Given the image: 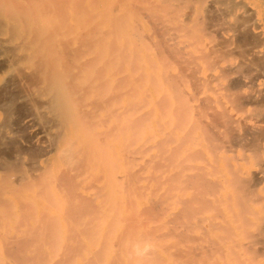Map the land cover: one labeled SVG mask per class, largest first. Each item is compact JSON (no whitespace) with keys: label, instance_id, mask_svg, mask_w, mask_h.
Wrapping results in <instances>:
<instances>
[{"label":"bare ground","instance_id":"obj_1","mask_svg":"<svg viewBox=\"0 0 264 264\" xmlns=\"http://www.w3.org/2000/svg\"><path fill=\"white\" fill-rule=\"evenodd\" d=\"M259 77L264 0H0V147L15 114L50 147L0 148V264H264ZM211 79L263 118L244 150L254 172L244 151L247 168L213 160L240 119L197 97Z\"/></svg>","mask_w":264,"mask_h":264},{"label":"rangeland","instance_id":"obj_2","mask_svg":"<svg viewBox=\"0 0 264 264\" xmlns=\"http://www.w3.org/2000/svg\"><path fill=\"white\" fill-rule=\"evenodd\" d=\"M188 10V9H187ZM208 25H206V27H207ZM208 31H209V29H208ZM223 35H225V33L223 34ZM208 37V36H207ZM204 38V40H203V42L204 43H206L205 44V47H207L208 45L207 44H209V46H212V44H214L213 42L215 41L214 40V38H210L211 40H209L208 38ZM216 38L218 37L219 38V36H215ZM217 38V39H218ZM213 39V40H212ZM216 39V40H217ZM203 65L204 66H202L203 67V69H204V73L205 74H208V73H210L211 71L208 69V66L203 62ZM210 71V72H209ZM263 77H259L258 79H257V81H255V84L256 85H258V87H260V88H262V89H264V78L262 79ZM211 81H212V79H211ZM211 81H209V83L211 82ZM218 81L220 82L221 81V84L222 85H219L218 84ZM216 80V82H214V81H212V83H210V86H212V87H214V90L217 88V86L219 85V86H221V88L218 86V88H220V90L218 91V88H217V90H216V93L214 92V93H212L210 90H209V92L208 91H206V88L207 87H205V89H203V92L201 93V95H199V96H197V97H199L200 99H201V97L202 96H204L205 94H206V96L208 95L209 97H211V99H220L219 100V102H221L219 105L221 106V104H223V106L222 107H224V108H228V106L230 105V103L228 104L226 101H227V98L225 97V96H223V97H221L222 95H224L225 93H226V91H224V89H222V87L226 84L225 83V81L222 79H220V80ZM223 81V82H222ZM254 81V80H253ZM214 82V83H213ZM190 83V82H189ZM215 84H216V86H215ZM191 85H192V83H191ZM260 85V86H259ZM207 90H208V88H207ZM223 90V91H222ZM189 91H190V93H192V92H194V90L192 91V87H190V85H189ZM207 92V93H206ZM219 92V93H218ZM221 93V94H220ZM204 94V95H203ZM214 94H216V95H214ZM217 96H219V97H216ZM217 99V100H218ZM196 101V100H195ZM195 101H193V103H195V104H199L200 103V101L197 99V101L195 102ZM219 102H217V103H219ZM225 102V103H224ZM191 103V102H190ZM218 104H216L215 103V106H216V108L219 110V108H220V110L222 109V107H220ZM228 110V113H230V114H232V116L235 114V116H234V118H236V120L237 121H239V119H240V121H242V123L239 121V122H237V124H236V127L237 128H234V129H232L233 131H234V133H235V137H233L232 135H234V133L233 132H231V136L233 137H228L229 135L227 134H225L224 136H223V134L224 133H226V132H224L222 135H221V138H219L220 140L222 139V136L224 137V138H228L229 140L231 139V141H232V143H233V141L235 142V144L234 145H232L231 144V142L229 141V140H227V141H229L230 142V144H229V142H227V144L226 143H224L223 141L225 140L226 141V139H222L223 141H219L218 139H217V141H215V143H217V142H223V144H226V146H220L221 147V149L219 148V147H217V149H218V155H217V150H216V152H209L208 150H207V147H208V145L207 144H209L210 142L208 141V140H206V137L204 136V133L205 132H203V130L201 129V131H200V127H198L199 129L198 130H196L197 128L196 127H194V126H196V125H192V127H194V131L196 132V133H192V134H195L194 135V137H196V141H195V143H194V141L193 142H191V140L193 139H189L190 140V142L191 143H194V144H191L190 142H188V144H187V142H186V144L187 145H190L192 148H198V149H200V150H202V151H200L201 152V154H202V152H203V156L205 155V157L204 158H207L206 160H207V164L209 163H211L213 160H216V162L218 163V167L219 168H221L222 169V172H224V170H223V167H224V162H226V160H228V162H230V164H232L233 166H236L237 165V167H239V166H242V164H243V166L245 167V168H247V165H248V167H249V170L251 171V172H254L255 170H257V168H258V166L256 165V162H253V160H254V156H253V154H252V152L251 153H248V152H246L247 150H249V152L251 151L250 149L251 148H249L250 147V145H249V143H248V145H247V143H246V140H249L248 142H250V140H252L251 139V134H254V132H252V131H250V126L254 123V122H257L258 124L259 123H263V122H261V120L263 119V118H260L259 120H258V118L260 117L259 115H257V113L255 114V112L250 108L249 110H245V111H240L239 112V110H236L235 108L234 109H232V107L231 106H229V109H227ZM237 111L238 113H236L235 111ZM251 111H253V113L258 117H256V120L254 121V120H252V118L254 119L255 118V115L254 114H252L251 113ZM248 112H249V114H250V116H249V114H248ZM207 113V110H205V112H204V114H201L202 116H200L201 117V119L203 120V118L202 117H204V116H206L205 114ZM244 115H243V114ZM190 114V113H189ZM247 114V115H246ZM16 115V116H15ZM14 115V117L15 118H12L11 119V126H12V128H13V130H12V128H11V130H12V132L14 133L15 132V134H14V136H15V138H17L16 140H15V138H13V135H12V138L11 137H5V139H7V142L5 141H3V140H5V139H3L2 140V145L4 146V148L6 147V149H8L9 151H10V149H11V151H18L19 153L21 152L22 153V155H24V153L25 154H35V158H37V157H40V155L41 156H43L44 154H46V153H48L47 151L50 149V147H47V146H49V143H48V140H47V136H43L42 137V135H41V132L43 133V132H45V131H41V129L42 128H39V123H38V121L37 120H31L30 118H28V119H26L25 120V118L26 117H24V116H22V119H21V121L22 122H20V121H17V119H19L20 120V114H15ZM194 115V114H193ZM193 115H190V120H191V123H193L194 124V120L192 119V116ZM251 115H254V117H252V118H250L251 117ZM195 116V115H194ZM199 116V115H198ZM198 116H195V117H198ZM244 116H246V118L244 117ZM194 117V118H195ZM241 117V118H240ZM248 117H249V119H248ZM188 118H189V116H188ZM205 118H206V120H205ZM204 118V120L206 121V122H210V117L208 118L207 116ZM208 118V119H207ZM244 119H245V121H244ZM29 120V121H28ZM196 120V119H195ZM252 120V121H251ZM15 121V122H14ZM17 121V122H16ZM24 121V122H23ZM36 121V122H35ZM193 121V122H192ZM254 121V122H253ZM263 121H264V119H263ZM19 122H20V124H19ZM27 122V123H26ZM29 122H30V124H29ZM32 122V123H31ZM22 123H25V126H24V124H22ZM196 123V122H195ZM256 123V124H257ZM16 124V126H18V127H14V125ZM244 124V125H243ZM250 124V125H249ZM255 124V123H254ZM256 124L255 125H252L253 126V128H255V127H257L256 126ZM257 124V125H258ZM28 125H31V126H28ZM33 125V126H32ZM219 125V124H218ZM218 125H217V128H218ZM240 125V126H239ZM246 125H249V126H246ZM262 125H264V124H259L258 126L259 127H261ZM197 126H199V124L197 125ZM234 126H235V124H234ZM33 127V128H32ZM242 127H246V128H248V129H246V128H243L242 130H243V132H244V135H243V132H241V128ZM264 127V126H263ZM15 128V129H14ZM38 128L40 129V130H38ZM211 128V129H210ZM212 128L214 129V127L213 126H211V127H209V129L210 130H212ZM216 128V130L218 131H215V129H214V133H216L217 135H219V137H220V134L223 132H220L219 133V130L221 131L223 128H221L220 126H219V128L217 129ZM252 128V127H251ZM37 129V130H36ZM238 129V130H237ZM256 129V128H255ZM16 130H18V132L16 131ZM20 130V131H19ZM193 130V129H192ZM231 130V131H232ZM238 132H237V131ZM240 130V131H239ZM24 131V132H23ZM33 131V132H32ZM41 131V132H40ZM236 131V132H235ZM247 131V132H246ZM40 132V133H39ZM201 132H203L202 134H201ZM251 132V133H250ZM38 133V134H37ZM219 133V134H218ZM241 133V134H240ZM30 134H33L31 137H30ZM44 134V133H43ZM179 134H181V131L179 132ZM191 134V135H192ZM239 134H240V136H239ZM246 134H247V136H246ZM249 134V135H248ZM37 135H39V137L37 136ZM45 135V134H44ZM33 136H34V138H33ZM201 136V137H200ZM238 136V137H237ZM30 138L29 139V141L27 140V138ZM193 137V136H192ZM237 137V138H236ZM240 137V138H239ZM249 137V138H248ZM199 138V139H198ZM203 138H205V139H203ZM235 138H236V140H235ZM8 139H11L10 140V144L8 143ZM25 139H26V142H25ZM34 139H36V141H34ZM45 139V140H44ZM198 139V140H197ZM200 139H202L201 141H200ZM242 139V140H241ZM13 141H15L16 142V145H15V142H13ZM22 141V142H21ZM32 141V142H31ZM206 141V142H205ZM14 143V145H13V143ZM17 142H19V144L17 143ZM20 142H21V144H20ZM198 144H197V143ZM6 143V144H5ZM8 143V144H7ZM207 143V144H206ZM241 143V144H240ZM199 144H200V146H199ZM217 144H219V143H217ZM222 144V143H221ZM238 145V147L241 145L242 147H240L241 149L240 150H242V152L239 150V148L237 147V145ZM240 144V145H239ZM247 146H246V145ZM250 144H252V143H250ZM21 147H20V146ZM15 146H16V148H15ZM38 146V147H37ZM231 146H233V147H235L236 146V148H232ZM249 146V147H248ZM30 147V148H29ZM229 147H231V149L229 148ZM247 147H248V149H247ZM1 148V150H3V151H6V153H9L8 152V150H5V149H3V147H0ZM19 148H22V149H24L25 148V150H23V151H21V149L19 150ZM229 149V150H231V151H227V150H225V152H223L224 150L223 149ZM15 149V150H14ZM210 149V148H209ZM215 149V148H214ZM232 149H233V151H232ZM234 149H235V152H234ZM237 149V150H236ZM0 150V151H1ZM41 152H40V151ZM212 149H210V151H211ZM244 150H246V151H244ZM3 151H1V152H3ZM39 151V152H38ZM215 151V150H214ZM243 151H244V154L247 156V158H248V161H249V163L247 164L246 162H244L243 161ZM33 152V153H32ZM232 154H231V153ZM20 153V154H21ZM225 153H227V154H225ZM236 153V154H235ZM40 154V155H39ZM214 156H218V158H219V160H218V158L217 159H213V155ZM216 154V155H215ZM241 154H242V156H241ZM249 154H250V156H249ZM251 154H252V156H251ZM39 155V156H38ZM212 155V156H211ZM235 155H236V157H238V158H236L235 157ZM232 156V157H231ZM236 158V160L234 159V157ZM228 157H230L229 159H228ZM242 157V158H241ZM250 157V158H249ZM215 158V157H214ZM231 158H232V160H231ZM241 158V159H240ZM198 159V158H197ZM213 159V160H212ZM225 159V160H224ZM264 159V158H263ZM206 160H205V162H204V160H203V162L201 163V161L202 160H195L194 162L195 163H197V164H201V165H203V166H206ZM238 160H240V161H238ZM240 163H238V162ZM252 161V162H251ZM200 162V163H199ZM215 162V161H214ZM214 162H212V163H214ZM245 163V164H244ZM254 163V164H253ZM236 164V165H235ZM247 164V165H246ZM255 165V166H254ZM209 166V165H208ZM207 168V167H206ZM207 169H209V168H207ZM225 173H226V176H228L229 177V175H228V173L226 172V170H225ZM218 175V174H217ZM258 176V177H257ZM257 178H259V175L257 174ZM213 177H216L215 175L213 176ZM258 189V188H257ZM232 190L233 189H231V187H227L224 191H226V192H224L223 190H222V192L223 193H229V194H231L232 196H233V192H232ZM190 192H192V190L190 191V189H189V191L187 190V193L189 194ZM258 192L260 193L261 191H260V189H258ZM261 193H263V192H261ZM256 207H259V206H256Z\"/></svg>","mask_w":264,"mask_h":264}]
</instances>
